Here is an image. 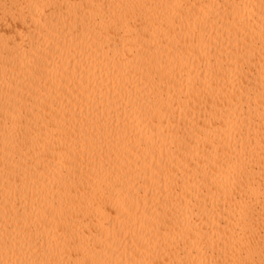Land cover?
I'll return each instance as SVG.
<instances>
[{
  "label": "bare ground",
  "instance_id": "1",
  "mask_svg": "<svg viewBox=\"0 0 264 264\" xmlns=\"http://www.w3.org/2000/svg\"><path fill=\"white\" fill-rule=\"evenodd\" d=\"M0 264H264V0H0Z\"/></svg>",
  "mask_w": 264,
  "mask_h": 264
}]
</instances>
